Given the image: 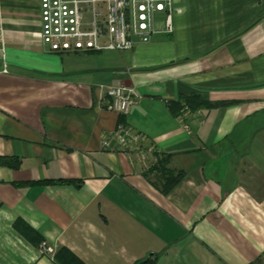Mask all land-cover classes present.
Masks as SVG:
<instances>
[{
  "label": "crops",
  "instance_id": "1",
  "mask_svg": "<svg viewBox=\"0 0 264 264\" xmlns=\"http://www.w3.org/2000/svg\"><path fill=\"white\" fill-rule=\"evenodd\" d=\"M173 3L172 33L72 54L40 47L38 0H0V264H264V0Z\"/></svg>",
  "mask_w": 264,
  "mask_h": 264
},
{
  "label": "built area",
  "instance_id": "2",
  "mask_svg": "<svg viewBox=\"0 0 264 264\" xmlns=\"http://www.w3.org/2000/svg\"><path fill=\"white\" fill-rule=\"evenodd\" d=\"M174 0H38L39 41L44 51L87 53L91 51H130L150 42L156 33L173 32ZM1 17V11H0ZM160 22V23H159ZM0 23V50L4 46ZM3 71H6L3 69ZM105 108L127 114L136 101L134 91L125 85H103ZM183 112H188L185 107ZM118 150L142 154L146 137L131 126L118 124L111 133ZM109 138L103 148L112 149ZM47 253L51 247L43 246Z\"/></svg>",
  "mask_w": 264,
  "mask_h": 264
},
{
  "label": "trees",
  "instance_id": "3",
  "mask_svg": "<svg viewBox=\"0 0 264 264\" xmlns=\"http://www.w3.org/2000/svg\"><path fill=\"white\" fill-rule=\"evenodd\" d=\"M172 107V110L174 112V114L178 115L180 113H182L185 109V107L190 110V111H196L197 109L204 107V106H209L208 104H206L205 102H203L202 100L199 99V97L195 94L190 95L189 97H187L186 99H184L181 103H173L172 105H170ZM167 162V158L166 157H162V159H160V161L158 160L159 165L163 166L165 163ZM162 171L163 173L166 175V182L165 184V190H167L173 182H176L181 173H174L172 171H167V168H165V166L162 167ZM51 183H62V182H71L70 180H57V181H48ZM64 253H67L68 256H70L71 258H73L77 264H83L76 256H74L72 253H70L69 251H67L66 249L63 250ZM56 257L59 259V253H56ZM156 255L155 256H149L139 262H137V264H155L156 262ZM68 264V263H66Z\"/></svg>",
  "mask_w": 264,
  "mask_h": 264
},
{
  "label": "rangeland",
  "instance_id": "4",
  "mask_svg": "<svg viewBox=\"0 0 264 264\" xmlns=\"http://www.w3.org/2000/svg\"><path fill=\"white\" fill-rule=\"evenodd\" d=\"M160 23V22H159ZM158 158V160L160 161V159H162V156H159V157H157Z\"/></svg>",
  "mask_w": 264,
  "mask_h": 264
}]
</instances>
